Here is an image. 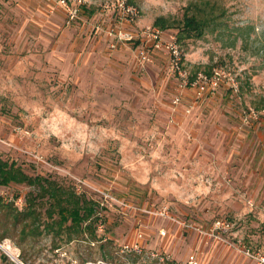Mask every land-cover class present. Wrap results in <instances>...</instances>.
Wrapping results in <instances>:
<instances>
[{"label": "rangeland", "instance_id": "374dc122", "mask_svg": "<svg viewBox=\"0 0 264 264\" xmlns=\"http://www.w3.org/2000/svg\"><path fill=\"white\" fill-rule=\"evenodd\" d=\"M67 1L73 17L59 0H0V157L95 199L97 237L53 249L42 232L24 263L6 236L0 252L17 264H185L192 252L264 264V0H214L204 32L181 40L200 0H127L138 13L122 22L109 0ZM213 68L238 89L222 75L194 99L184 78ZM33 190L11 182L0 196L21 207ZM139 228L143 250L124 248Z\"/></svg>", "mask_w": 264, "mask_h": 264}, {"label": "trees", "instance_id": "16d2710c", "mask_svg": "<svg viewBox=\"0 0 264 264\" xmlns=\"http://www.w3.org/2000/svg\"><path fill=\"white\" fill-rule=\"evenodd\" d=\"M200 2L195 4L197 13H184L182 28L176 33L177 40L199 36L204 32L207 18L213 14L216 6L213 4L214 0H200ZM154 25L163 28L172 24L168 18L158 16L154 20ZM262 107H264V97ZM11 182L27 183L35 188L25 194L24 204L21 207L15 203V198L18 196L12 201L3 200L0 196V211L3 213L0 219L4 220L0 241L6 236H12L20 247L21 260L24 263L23 251L26 243H35L42 232L51 233L50 247L53 249L59 246L60 240L68 242L76 238L85 240L86 237L96 239L97 201L95 199L87 198L82 192L76 193L74 188L64 186L49 176L28 174L14 161L8 162L0 157V185H8ZM42 203L46 206L44 212L38 208ZM11 229L15 234H10ZM101 248L104 249L102 245ZM0 264L17 263L1 251Z\"/></svg>", "mask_w": 264, "mask_h": 264}, {"label": "built area", "instance_id": "2783aa9c", "mask_svg": "<svg viewBox=\"0 0 264 264\" xmlns=\"http://www.w3.org/2000/svg\"><path fill=\"white\" fill-rule=\"evenodd\" d=\"M59 2L63 5V7L67 10V12L70 14L71 17L75 16L78 10L77 6L70 5L67 0H59ZM105 8H111L115 12H117V17L119 18L120 22L126 20L130 21L132 20L138 13L137 8L133 6L132 4L128 3L127 0H109L103 3L102 5ZM114 30V28H110V32ZM115 35L118 38L125 37V36H131L132 33L129 31H123V30H116ZM155 37H157V34H154ZM159 42V39H158ZM160 43V42H159ZM156 42V44H159ZM165 47L169 49L170 57L172 65L179 71L180 74H183L180 69V51L178 50L175 41H167L164 44ZM225 76L227 78V81L232 88V90L236 91L238 89L237 83L234 80V78L223 72V69L221 68H213L210 74L208 73H202L198 72L194 78L187 81L186 78H184L183 86L185 87L187 84L192 88L194 99L201 97V95L205 93H213L216 86L219 84V81L221 79V76ZM177 99V97H176ZM175 99V100H176ZM148 212L153 213V210H148ZM157 214L164 215L167 217H170L173 220H177L173 215H170L166 208L160 209L156 212ZM178 221V220H177ZM182 225L190 226V227H196L192 224H188L185 221L181 222ZM215 227L225 228L229 226V223L225 220H221L219 218L215 219L214 221ZM196 229L200 230L199 227H196ZM144 230L139 228L136 230L134 237L129 240L128 242H125L123 244L124 248L129 247L135 251L141 252L143 249V239H144ZM152 253V252H151ZM155 255L154 253H152ZM185 264H201L197 254L194 252L190 253L186 260Z\"/></svg>", "mask_w": 264, "mask_h": 264}, {"label": "crops", "instance_id": "0c3cea01", "mask_svg": "<svg viewBox=\"0 0 264 264\" xmlns=\"http://www.w3.org/2000/svg\"><path fill=\"white\" fill-rule=\"evenodd\" d=\"M129 240H130V239H129ZM129 240H128V241H129ZM198 258H199V257H198ZM199 260H200V262H201V259H200V258H199ZM201 263H202V262H201Z\"/></svg>", "mask_w": 264, "mask_h": 264}]
</instances>
